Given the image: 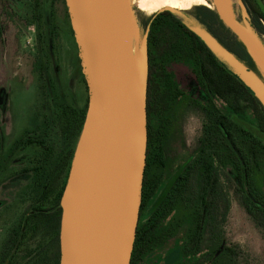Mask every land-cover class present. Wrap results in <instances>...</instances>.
<instances>
[{"label": "trees", "instance_id": "1", "mask_svg": "<svg viewBox=\"0 0 264 264\" xmlns=\"http://www.w3.org/2000/svg\"><path fill=\"white\" fill-rule=\"evenodd\" d=\"M36 2L40 21L44 3L43 0ZM241 2L249 13L252 29L264 35V0ZM197 13L218 42L264 82V75L245 45L223 24L217 13L204 5L198 7ZM46 15L49 18L48 13ZM148 27L147 157L131 264H140L172 234L174 227L164 229L161 225L174 211L182 212L184 220L190 224L187 240L180 251L182 256L201 254L204 243L208 241L210 250L204 255V258L207 257L205 261L237 264L239 251L225 241L224 225L231 208L230 192L264 234V192L256 179L264 163V106L175 12L163 9L152 14L145 23V28ZM168 31L173 33L171 38L174 40H170L169 48L159 56L155 51L163 44ZM52 39L49 43L48 35L39 31L40 44L34 69L39 79L38 99L43 104L40 109L37 108L38 111H34L31 124L22 136L10 145H7L6 137L0 130V185L17 173L28 176L31 178L28 189L33 191V203L38 209L31 218L21 221L15 235L0 250V264H10L17 245L36 237L41 231L49 230L50 226L57 228L53 238L55 244L59 240L61 209H58L55 223L49 220L51 214H46V208L53 201L59 203L64 191L86 119L88 102L83 107L76 106L62 91L56 90L48 68L54 48ZM171 57L193 58L198 83L205 91L208 103L202 107L206 120L198 152L179 166L157 195L162 184L161 170L167 165L164 152L167 134L165 125L155 128L152 122L155 117L168 113L172 102L181 96V91L164 68V63ZM212 96L227 104V113L216 107L210 100ZM248 110L252 111L255 122L246 118ZM57 128L61 146L52 140L51 133ZM26 149L31 151L30 163L17 171L12 170L15 157L20 150ZM46 249V246L42 247L40 252H46ZM53 262L60 264L58 247Z\"/></svg>", "mask_w": 264, "mask_h": 264}, {"label": "rangeland", "instance_id": "2", "mask_svg": "<svg viewBox=\"0 0 264 264\" xmlns=\"http://www.w3.org/2000/svg\"><path fill=\"white\" fill-rule=\"evenodd\" d=\"M44 1L42 4L44 16L42 15L39 21L37 9H35L36 0H0V130L6 137L7 145L13 143L16 137L30 126L34 111L37 108L40 109L43 104L38 99L39 79L38 72L34 69L40 44L39 31L48 35L49 43L51 38H53L51 41H54L48 68L54 79L56 90L62 91L68 101L76 106L83 107L87 102L89 103L88 86L82 71L79 48L65 0H49L46 3ZM199 6L201 5L192 6L185 11L174 10V12L192 29L205 34L207 29L197 15ZM131 11L139 28V53L147 29L146 21L152 14L161 10L147 12L131 5ZM235 16L252 29L249 13L247 9L245 11L242 8L240 0L235 6ZM253 31L264 45V35L257 30ZM172 36L171 31L166 33L163 44L161 43L155 51L157 55L161 56L169 48L170 40H174ZM216 55L220 62L234 73V69L225 60L222 52L218 50ZM164 68L181 91V96L172 102L168 113L155 117L152 122L155 128L165 125L167 134L164 141L167 165L161 170L162 184L157 195L161 193L169 177L177 171L179 166L198 152L202 126L206 120L202 107L208 103L205 91L196 79V65L191 57L168 58ZM42 99L45 100L43 97ZM48 99L52 104V98L49 96ZM210 100L218 109L227 113L228 106L223 100L217 96H212ZM245 116L249 121L255 122L251 110H248ZM165 120L168 122L165 123ZM58 132L57 128L51 133L52 140L61 146ZM30 152L27 149L20 150L12 162V170L17 171L21 167H26L30 163ZM18 179L20 186L12 180V183L7 182L0 187V199L7 198L9 201V205L0 209V250L7 243L11 230L20 225L24 214L33 202L31 192L24 190L29 177L20 175ZM256 179L264 192V163L261 170L257 172ZM230 196L231 208L224 225L226 244L239 251L237 264H264V234L256 228L233 192H230ZM183 216L182 212L174 211L163 221L162 228L174 227L175 230L140 264H211L210 261H205L207 257L204 258L210 250L208 241L204 243L201 254L193 257L182 256L180 251L190 229V224L184 220ZM60 225L61 220L58 226L59 240L56 244L53 238L57 228L50 226L49 230L41 231L36 237L19 245L13 253L10 264H53L57 247L60 250ZM45 246L46 252H40V249Z\"/></svg>", "mask_w": 264, "mask_h": 264}, {"label": "water", "instance_id": "3", "mask_svg": "<svg viewBox=\"0 0 264 264\" xmlns=\"http://www.w3.org/2000/svg\"><path fill=\"white\" fill-rule=\"evenodd\" d=\"M213 2V10L245 45L264 75L263 43L253 29L230 15L218 0ZM65 3L89 103L61 198L60 264H82L73 239L78 225L88 243L86 264H131L147 157L150 29H146L138 53L137 74L129 80L125 72L129 0ZM241 6L246 11L242 2ZM192 30L215 54L222 52L234 74L264 106V82L210 32Z\"/></svg>", "mask_w": 264, "mask_h": 264}, {"label": "bare ground", "instance_id": "4", "mask_svg": "<svg viewBox=\"0 0 264 264\" xmlns=\"http://www.w3.org/2000/svg\"><path fill=\"white\" fill-rule=\"evenodd\" d=\"M221 6L227 10V12L235 16V6H237L239 0H218ZM130 5L139 8L142 11L153 12L162 10L164 8H173L179 11H185L196 5H206L214 9L215 5L213 0H129ZM237 19V18H236ZM139 28L135 21L132 11L130 10L129 24H128V48L125 61V72L129 80L134 79L137 74L138 68V51H139ZM73 239L79 254V258L82 264H86L89 259V248L85 234L81 227L75 226Z\"/></svg>", "mask_w": 264, "mask_h": 264}, {"label": "flooded vegetation", "instance_id": "5", "mask_svg": "<svg viewBox=\"0 0 264 264\" xmlns=\"http://www.w3.org/2000/svg\"><path fill=\"white\" fill-rule=\"evenodd\" d=\"M207 29V28H206ZM207 31H208V29H207ZM209 32V31H208ZM216 38V37H215ZM148 54H149V47H148ZM193 59V58H192ZM195 76H196V79H197V75H196V73H195ZM197 81H198V79H197ZM201 87V86H200ZM202 88V87H201ZM29 127V126H28ZM27 127V128H28ZM26 129V128H25ZM25 129L22 131V133L18 136V137H16V139L15 140H17V139H19L21 136H22V134H23V132L25 131ZM15 160V159H14ZM22 168V167H21ZM20 168V169H21ZM69 175V174H68ZM20 176V174H18L17 173V175L15 174L14 176H12V177H10L7 181H4V182H2L1 183V185H0V187H3L7 182L9 183V182H11L12 183V180L13 181H15L16 182V184L17 185H19L20 184V181H19V179H18V177ZM30 179L31 178H29V181H27L28 183L25 185V190L27 189V190H29L28 189V186L30 185ZM20 186V185H19ZM30 191V190H29ZM31 192V195H33L34 196V193H33V191L31 190L30 191ZM34 198V197H33ZM8 199L7 198H1L0 199V209L2 208V207H4L5 205H9V201H7ZM33 202H34V199H33ZM32 202V204H31V206H30V209L24 214V216H23V220L22 221H24V220H27L28 218H31L32 217V215L34 214V213H36V211L38 210H36V207H37V204H35V203H33ZM61 209V212H60V218H59V222H60V220H61V215H62V207H61V198H60V201H59V203H56L55 201H53V203H51L49 206H47V208H46V214H51L50 215V217H49V220L51 221V222H54L55 221V223H56V220H57V218H58V209ZM19 227V226H18ZM18 227H14L12 230H11V232H10V235H9V238H8V241H10V239H11V236H14L15 235V230H17V228ZM7 241V242H8ZM17 247H19L18 245H17Z\"/></svg>", "mask_w": 264, "mask_h": 264}]
</instances>
